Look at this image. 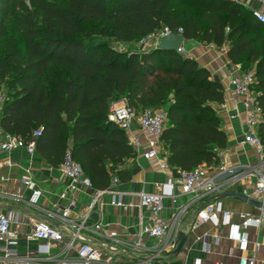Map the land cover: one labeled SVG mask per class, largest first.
<instances>
[{"label":"trees","instance_id":"1","mask_svg":"<svg viewBox=\"0 0 264 264\" xmlns=\"http://www.w3.org/2000/svg\"><path fill=\"white\" fill-rule=\"evenodd\" d=\"M163 26L227 45L233 64L254 71L264 146V26L232 0H0V83L8 94L1 128L27 141L40 130L35 149L49 166L57 169L69 152L90 177L89 192L104 190L112 176L130 181L135 169L126 165L137 155L126 132L108 119L111 102L124 97L136 113L166 111L161 140L174 177L220 166L228 137L215 105L224 89L210 70L176 50L116 51L94 36L129 43ZM89 222L98 223L97 211Z\"/></svg>","mask_w":264,"mask_h":264},{"label":"crops","instance_id":"2","mask_svg":"<svg viewBox=\"0 0 264 264\" xmlns=\"http://www.w3.org/2000/svg\"><path fill=\"white\" fill-rule=\"evenodd\" d=\"M239 2L249 9L259 8V0H232ZM184 55L195 59L200 66L210 70L212 76H217L224 89V102L215 105L216 111L221 118V125L228 137L226 148L219 151L221 164L227 169L240 170L247 165L255 164L259 159L257 149L249 145L246 140V105L241 96H236L229 84L230 78L235 74L237 66L227 57V45L215 47L204 45L195 40L185 39L183 41ZM255 93V92H254ZM142 147L133 159L126 160V165H135L139 171L132 173L130 181L119 183L115 189L124 192H152L156 184L169 185L174 177L171 169L160 167V157H146V137L136 129ZM9 158L13 165H4L0 168V182L5 183L8 179L31 177L36 183V189L41 193L35 206L29 207L24 203H16L18 207L25 208L23 216L36 220H47L55 226H59L58 208L69 207L72 200V214L78 218L86 210L90 202V193L85 187L79 186L76 191L67 189V181L60 176L57 169L49 166L38 154L29 155L23 149H17L9 153H0V158ZM29 168V170H28ZM207 176H215L217 183H225L230 174L222 173L217 167L208 169L201 167ZM255 181L251 176L248 182H236L224 187L225 191L242 192L243 187H252L250 183ZM177 202L172 203L169 196L163 200L164 209L161 216L171 220L176 210L190 202V205L181 214L178 224L169 242L164 239H156L144 236L138 241L140 224H151V212L138 204L137 199L126 197V202H132L127 209L118 208L107 203L108 197L102 198L103 204L98 207V229L86 230L84 235L93 239L98 246L99 242L107 241L102 248V259L99 262H85L80 260L75 249H66L63 243L51 249L50 254L37 253L38 242L27 241L25 234L31 229L28 223L19 225V236L16 242L18 253L21 256H29L27 261H18L16 264H152L158 261L161 264H238L242 251L228 239L229 227L224 221L218 224L204 222L192 226L196 211L202 207L206 200L195 199L194 194H183L175 190ZM30 190L25 189L23 196L28 198ZM195 199V200H194ZM223 207L232 212L231 222H238V213L257 214L258 208L239 201L233 197L221 198ZM14 204L15 202H11ZM7 207L0 208V211ZM49 211L54 212L49 217ZM73 216V215H72ZM90 221V220H89ZM90 226L92 224L88 222ZM248 227L246 229L249 240L253 243L258 241L264 243L261 231ZM180 233L186 236V240L176 254H172L171 240L178 243ZM216 234L218 237L216 238ZM209 244L204 245V236ZM68 238V233L64 232ZM207 242V243H208ZM109 246H111L109 248ZM251 248V244L249 245ZM176 248V247H175ZM264 254V245L256 253L257 264H261ZM49 255V256H48Z\"/></svg>","mask_w":264,"mask_h":264},{"label":"built area","instance_id":"3","mask_svg":"<svg viewBox=\"0 0 264 264\" xmlns=\"http://www.w3.org/2000/svg\"><path fill=\"white\" fill-rule=\"evenodd\" d=\"M261 6L252 9L254 18L258 23L264 26V0H259ZM178 33L181 35L176 51L184 55L182 28L172 30L168 26L142 37L139 42L144 47H155L159 39L169 33ZM235 74L230 78L229 84L236 96H241L246 105V142L255 147L259 153L258 161L253 165H247L240 170L227 169L221 164L217 167L222 173H228L230 176L225 183H217L215 176H207L201 167L191 171H182L179 176L169 185L156 184L152 192H124L115 189L119 184L118 178L112 176L109 185L104 190H96L90 193V202L86 210L78 218L72 214V207L75 201L70 202L69 207L58 208L59 226H55L47 220H36L34 218L22 215L25 208L18 207L16 203H24L32 207L37 204L41 193L36 189V183L31 177L12 178L5 183L0 182V208L7 207L6 210L0 211V264H16L18 261H27L29 256H21L18 253L16 242L19 236V225L28 223L31 229L25 234L27 241L38 242L37 253L50 254L52 248L63 243L66 249H75L80 260L85 262H99L102 259V248L106 246L107 241L99 242L98 246L92 238L83 234L86 230L94 231L99 227L98 223L88 224L94 211H98L99 205L103 204L102 198L108 197L107 203L122 209H127L132 202H126V197L137 199L138 204L145 207L151 212V224H140L138 241L144 236L164 239L167 242L179 222L181 214L190 205V202L180 206L171 220L164 219L161 214L164 209L163 200L169 196L172 203L177 202L175 190L183 194H194L195 199L206 200L200 207L192 222V226L204 222H213L218 224L224 221L228 225V239L233 242L241 251L242 255L238 259V264H257L256 253L264 243L257 240L253 243L249 240L246 229L248 227L260 229L264 222V210L258 209L257 214L238 213V222H231L232 212L225 209L220 198V193L225 191L224 187L229 184L238 182L246 183L249 177L254 176L255 181L250 183L252 187H243L242 193L264 201V146L260 143L257 136V125L259 123V110L255 103V93L253 85L255 75L253 70L242 71L240 65H237ZM8 100V95L0 87V113L4 103ZM108 119L115 122L122 128L128 137L130 145L136 153L142 147V142L136 133V129L146 137V157H160L163 169H169L167 164L168 151L161 140V135L167 123V113L164 109L150 110L145 109L136 113L124 97L118 98L111 102L108 112ZM40 130L33 131L29 141L22 137L8 132L0 126V153H9L17 149H23L29 155L35 154V138L40 135ZM9 158H0V168L4 165H13ZM29 170V168H28ZM60 176L67 181V189L76 191L79 186L86 189H92L90 177L84 174L82 166L66 153L63 163L57 168ZM31 191L28 198L23 196V191ZM194 199V200H195ZM11 202H15L12 204ZM98 213V212H97ZM54 212L49 211V217L54 216ZM73 215V216H72ZM64 232L68 233V238L64 237ZM218 235L216 234V238ZM204 236V245L209 244ZM173 250L176 243L171 240ZM251 244V248L249 245ZM111 246H109L110 248ZM49 256V255H48ZM214 264H223L215 262Z\"/></svg>","mask_w":264,"mask_h":264},{"label":"water","instance_id":"4","mask_svg":"<svg viewBox=\"0 0 264 264\" xmlns=\"http://www.w3.org/2000/svg\"><path fill=\"white\" fill-rule=\"evenodd\" d=\"M181 35L178 33H169L167 35L162 36L159 39V42L157 43L156 47L159 48H164V49H170V50H176L177 45L179 43ZM214 79H218L217 76H213ZM139 171V168L136 167L135 169H133L132 173L136 174ZM220 198H226V197H233L239 201H242L244 203H247L249 205H252L258 209H262L264 210V201L251 197L249 195H246L242 192H234V191H223L220 193ZM186 240V236L182 233H180L179 237H178V243L176 248L172 251V254H176L177 252L180 251V249L182 248L184 242Z\"/></svg>","mask_w":264,"mask_h":264},{"label":"rangeland","instance_id":"5","mask_svg":"<svg viewBox=\"0 0 264 264\" xmlns=\"http://www.w3.org/2000/svg\"><path fill=\"white\" fill-rule=\"evenodd\" d=\"M51 1L59 5H64L67 2V0H51ZM97 29L98 32H100L101 27L97 26ZM94 36H96L97 39H100L101 41H103L104 43H106L108 46L112 47L116 51H133V50H141V49L149 48V47H144V45L140 44L139 41L129 42V43L113 41L107 34L103 36L101 35H94ZM0 87L4 89V91L7 93L3 83H0ZM261 236H264V229H262L261 231ZM261 264H264V254Z\"/></svg>","mask_w":264,"mask_h":264}]
</instances>
